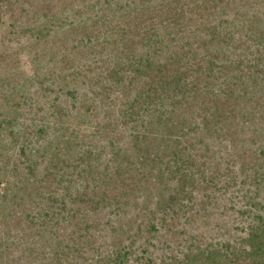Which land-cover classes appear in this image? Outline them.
Listing matches in <instances>:
<instances>
[{
	"label": "trees",
	"instance_id": "1",
	"mask_svg": "<svg viewBox=\"0 0 264 264\" xmlns=\"http://www.w3.org/2000/svg\"><path fill=\"white\" fill-rule=\"evenodd\" d=\"M0 23L33 63L10 81L0 40V264H155L133 243L181 217L208 230L161 264H264V0H0Z\"/></svg>",
	"mask_w": 264,
	"mask_h": 264
},
{
	"label": "rangeland",
	"instance_id": "2",
	"mask_svg": "<svg viewBox=\"0 0 264 264\" xmlns=\"http://www.w3.org/2000/svg\"><path fill=\"white\" fill-rule=\"evenodd\" d=\"M100 4H98V8H99ZM97 8V9H98ZM219 20V18L217 19ZM195 23V22H194ZM11 27L9 25V23H0V40H3L4 38H6V43L2 44V46L5 48V46L10 45V51L11 52H16V56L15 58H18V61L21 62L22 65V73L20 74V77L17 76L15 79H10V81H22V79L27 78V75L31 73L32 68H33V63L31 61V57L32 54H30L27 50H23L22 48L20 49V46L22 45L23 41L25 40L24 37H19V36H15V35H10L9 36V31H10ZM9 39H8V38ZM108 53H102L97 55L96 57H98L99 59H103L107 56ZM14 58V59H15ZM87 63H92L93 65H95V57L92 53L89 52L88 54V59L86 60ZM97 62V61H96ZM11 66V64H9ZM2 74L4 73H8L11 72L12 69L7 68V66H4V63H2ZM80 87V86H79ZM35 88V87H34ZM84 89H82L83 91ZM48 93L46 94H38L33 96V101L34 102H30V105H33L32 107L35 109H38V105L39 106H44L46 108V110H48V107L50 105L49 100L54 98L55 93L50 94ZM46 103V104H45ZM115 109V108H114ZM71 112V110H70ZM75 114H73L72 117H74V123H77L78 119L77 116L79 117L78 112H73ZM79 121H81V119H79ZM24 126H22L21 130L22 131H26V128H23ZM101 137V133H98L97 136L93 135V137L91 135H89V138L87 141H93L95 139H98ZM91 143V142H88ZM22 144V143H21ZM20 146V145H19ZM19 147L16 146L13 150L18 151ZM29 154H35L36 150H34V148L31 147L27 149ZM227 195L224 196L221 199V204L228 202V203H232L229 200H227ZM234 205L236 206V209L245 207L243 202H239L238 200H236V202L234 203ZM221 210L222 208L220 207L218 210H214L212 211V214L210 215L209 221L210 224H220L221 226L219 227L220 230H227L230 229L231 232H235V233H241L240 230H235V227H240V226H245V223H243V217L242 219L240 218V214L238 213V211H234L232 214L229 215H222L221 214ZM112 209L106 208L104 213L107 216L108 219L111 218V216L109 215L111 213ZM132 213L134 214L135 211L132 210ZM127 218L123 219V223H125ZM180 220H178L177 223L174 227L173 230L171 231H166L164 228L159 229V231L157 232H153V235L151 236L150 239H148L146 236L144 238L141 239H136L135 242L133 243L132 246V250L133 251H139L140 252V257L142 258V261H146L145 257L151 256L154 259L155 264H161V259L165 256L171 253V251H174V253H176L177 255L181 256L183 255L185 252L188 251V245L193 241V238H191V235H197L199 233H201V231H207L208 230V226H203L200 222L199 219H195L194 221L189 222L187 225L184 224L186 222V218L185 217H181L179 218ZM104 221H106V218L104 219ZM105 223V222H104ZM117 225H121V224H117ZM116 225V226H117ZM103 226V225H102ZM159 226L161 227V224L159 223ZM104 227V226H103ZM156 233V235L154 234ZM102 237L103 240L100 239L99 241L101 243L104 242V240H108V242L112 241V232L110 229L107 230H103L102 232ZM229 237V234H224V236H221L219 238L221 239H226ZM127 238L124 239V242L122 244L127 243ZM147 240H149L152 244L150 246H148L147 244ZM170 248V249H169ZM144 249H147L146 251H143ZM101 252H103V250L100 249ZM97 254H99V252H97ZM129 264H137L134 260H130Z\"/></svg>",
	"mask_w": 264,
	"mask_h": 264
}]
</instances>
